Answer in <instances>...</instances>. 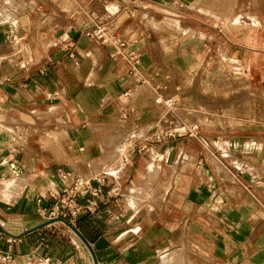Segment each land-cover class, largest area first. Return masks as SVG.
Wrapping results in <instances>:
<instances>
[{"label":"crops","instance_id":"0c3cea01","mask_svg":"<svg viewBox=\"0 0 264 264\" xmlns=\"http://www.w3.org/2000/svg\"><path fill=\"white\" fill-rule=\"evenodd\" d=\"M46 3L0 0V228L14 241L0 264H264V122L201 124L178 88L181 75L203 70L215 83L236 68L264 94V0L105 1L95 19L136 39L140 85L116 47L87 29L55 42L42 34L38 48ZM160 88L177 112L155 103ZM183 124L198 125L197 136L153 138ZM38 130L53 131L40 144L56 158L25 141ZM55 161L66 171L80 165L83 178L98 172L93 179L118 194L100 199L95 214L81 210L75 225L49 218L57 193L75 184L49 171Z\"/></svg>","mask_w":264,"mask_h":264},{"label":"rangeland","instance_id":"374dc122","mask_svg":"<svg viewBox=\"0 0 264 264\" xmlns=\"http://www.w3.org/2000/svg\"><path fill=\"white\" fill-rule=\"evenodd\" d=\"M105 1L110 2L111 0H47V3L45 4V11L47 14H41L38 20L39 28H41V33H38L37 38L35 39L38 48L46 46L44 39L45 33L50 35L51 42H55L57 37L62 35V33L65 38L67 34L75 29H79L80 31L89 29L91 24L87 23L88 20L99 16V9L102 6L104 7ZM106 6L108 7V11L114 8L110 4ZM87 24L88 28L86 27ZM42 34H44V36ZM238 73L244 74L245 72L240 69L229 68V72L226 75L227 77L222 75L215 83H208V78L203 75V70H200L194 77L190 74L186 76L181 75V82L179 83L178 88L185 113H188L192 118L196 117L198 121L204 125L212 124L211 122H213V120L211 119L218 120V125L229 124L231 126H247L252 123L264 122V94L262 89L256 82L252 81L248 84ZM187 77L193 78L194 82L192 83L191 79H188ZM185 80H187L186 84L184 83ZM249 103L254 105L252 110L249 108ZM244 111L245 114L243 113ZM248 116H250V119H248L250 122L249 124H244L242 123L243 121H240ZM50 119L51 121L47 120L48 123H57L55 117L52 116ZM38 120L45 122V120L41 118ZM51 132L53 131L38 130L31 135L27 134L25 141H29L28 144H30L31 147H35L39 155H47L56 158L48 148L46 149L45 147L44 149V146H41L40 144V136ZM119 133L125 134L127 131L121 128L116 130L115 133H107L106 136L99 137V139L102 141L105 140V143H108L112 139H115ZM127 137L129 138V136H125L124 138L123 135L119 144L124 140L126 141ZM125 141L121 144L125 149L122 156L123 163H125L124 158H126L130 150V146L125 144ZM124 144L126 146H124ZM121 146H117V148L119 149ZM48 164L50 166L49 171L53 173V175L62 169L63 172H67L64 169L66 163H63L62 161H55ZM68 165L72 168V170L68 169V171L72 172L73 179H76L77 181L79 178L77 188L81 191L84 190V184H88L89 182L93 183V178L96 175H99L97 172L89 181H85L79 170L80 165L78 166V164L74 165L71 163ZM85 166L88 168V163ZM103 176L108 178L109 175ZM85 177L88 178L87 176ZM68 183L70 185L72 184L69 181Z\"/></svg>","mask_w":264,"mask_h":264},{"label":"built area","instance_id":"2783aa9c","mask_svg":"<svg viewBox=\"0 0 264 264\" xmlns=\"http://www.w3.org/2000/svg\"><path fill=\"white\" fill-rule=\"evenodd\" d=\"M85 36L91 40H98L104 44H111L116 47V55L121 57L124 62L129 67V73L136 77V83L138 85L144 82V74L140 72V62L141 53L136 48V39H118L112 34L111 29L105 23L98 21L97 19H92V26L84 32ZM163 88L159 89L155 103L163 106L168 112H177L178 110V100L174 97L165 98L160 92ZM132 90H127L124 93V97L131 98ZM198 125H182L179 130L169 129L164 132H157L154 134L155 140H162L163 138H175L179 135H185L189 137H195L198 134ZM143 148L139 149L142 151ZM125 163L129 161L128 158H124ZM62 178L66 181H72L75 184L72 187L66 186L61 192H58L56 196H60V199L53 205L51 211L49 212V218H62L69 219L73 225L76 223V219L79 216L81 210L85 209L90 214H95L99 211V200L111 195L118 194L116 189L106 191L105 179L96 178L98 184L94 185L89 182L84 184L83 191L77 188V183L79 178L73 179L72 172L60 171ZM116 192V193H115ZM84 198L86 204L83 206L79 202V198ZM91 196L92 198H89ZM6 235L0 228V240L5 241L8 244L7 251H0V261L3 263L9 262L12 259V243L14 242L12 238H5Z\"/></svg>","mask_w":264,"mask_h":264},{"label":"bare ground","instance_id":"6f19581e","mask_svg":"<svg viewBox=\"0 0 264 264\" xmlns=\"http://www.w3.org/2000/svg\"><path fill=\"white\" fill-rule=\"evenodd\" d=\"M216 123H217V121H216ZM231 123V122H230ZM91 178H89V179H87V178H83V180H85V181H89Z\"/></svg>","mask_w":264,"mask_h":264},{"label":"water","instance_id":"95a60500","mask_svg":"<svg viewBox=\"0 0 264 264\" xmlns=\"http://www.w3.org/2000/svg\"><path fill=\"white\" fill-rule=\"evenodd\" d=\"M78 232V231H77ZM79 233V232H78ZM79 235L83 238V240L86 242V240L84 239V237L79 233ZM87 243V242H86Z\"/></svg>","mask_w":264,"mask_h":264}]
</instances>
